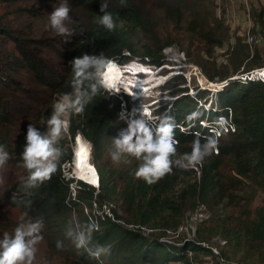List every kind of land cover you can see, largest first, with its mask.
<instances>
[{
    "label": "trees",
    "instance_id": "16d2710c",
    "mask_svg": "<svg viewBox=\"0 0 264 264\" xmlns=\"http://www.w3.org/2000/svg\"><path fill=\"white\" fill-rule=\"evenodd\" d=\"M4 1L20 3V0ZM155 1L66 0L71 8L69 29L72 33L64 49L52 48L45 41L53 44L55 40L47 35L41 37L63 59L65 69L62 64L57 67L47 61L44 48H38L36 40H32L36 47H30L33 31L15 34L8 22L0 20V129H8L16 122L25 125L23 121L29 115L22 120L19 113L29 111L30 124L46 133L54 97L71 94L74 98L71 61L75 57L103 54L107 59L139 60L161 66L163 48L176 45L200 68L207 81L227 82L214 97L220 114L211 113L209 120L216 121L218 115L230 117L235 131L228 130L220 136L218 154H212L202 165H197L199 176L192 168L174 167L171 174L150 185L134 175L141 161L127 154L121 155L119 163L111 159L110 153L116 151L113 140L127 128V123L119 116L120 100L112 103L101 88L82 115L69 113L68 119V137L72 139L79 133L91 142L90 155L97 166L98 190L77 182L79 188L71 199L67 183L61 177L60 165L71 160L70 153L65 155L64 152L50 180L34 188L25 187L28 173L21 153L27 125L6 137L0 136V145L11 154V159L0 168V214L7 215L9 208H18L28 219L26 222L42 219L44 242L62 254L67 264H208L204 259L220 264L219 258L238 264H264V84L259 81L242 84L233 79L264 68L263 53L257 49L251 53L247 44L242 43L244 38L229 33L225 11L213 1L158 0L159 4ZM103 3H107L106 10L116 22L112 31L98 23ZM217 9L218 16L215 15ZM75 14L78 22L73 20ZM154 19L173 22L175 28H166L160 34L152 24ZM18 25L21 26L20 22ZM28 25L27 28L34 29L33 25ZM230 39L233 46L227 50L225 61L217 65L215 49L222 48ZM177 79L184 82L181 77ZM92 82L86 80L82 88L87 90ZM40 87L51 90L52 101L44 98L39 104ZM180 92L185 95V101L176 103L170 116L177 125V153L184 155L191 152L197 133L202 143L210 133L198 124L204 117V110L187 95L185 87ZM203 96L200 92L198 98ZM124 104L128 113L134 109L135 104L127 97ZM192 113L199 114L195 123L187 119ZM158 124H150V127L155 130ZM189 127L195 133L188 132ZM55 146L62 149L61 144ZM259 193L261 204L251 206ZM93 201L110 206L115 203L118 212L115 209L112 212L116 221L144 226L155 232L146 236L118 222L100 221L99 230L91 232L87 247L77 248L75 234L87 230L90 225L83 210H90ZM198 206H204L210 216L199 224L193 241L184 242L178 237L181 241L178 245L160 242L165 231L176 232L185 214L193 213ZM73 213L77 222L73 220ZM216 238L225 242L217 255L206 247L212 246ZM57 242H60L59 247ZM97 249L108 251L95 258L92 253Z\"/></svg>",
    "mask_w": 264,
    "mask_h": 264
},
{
    "label": "clouds",
    "instance_id": "9594fccd",
    "mask_svg": "<svg viewBox=\"0 0 264 264\" xmlns=\"http://www.w3.org/2000/svg\"><path fill=\"white\" fill-rule=\"evenodd\" d=\"M107 7V3L100 4V12L102 15L98 23L105 29L112 31L116 27V22L112 13L106 10ZM70 11L71 8L65 0V2L60 3L59 6L55 7L49 14V25L57 34L63 36L72 33V30L66 26V24L70 23L72 20ZM71 64L73 72L72 83L75 90L74 98L71 94H64L54 103L52 114L46 121L48 127L46 133H42L39 128L32 124H28L27 126L25 145L21 153L23 166L28 173L24 181L25 187L27 188H34L37 184L50 180L57 172L58 163L63 155V150L55 145L65 130H67L68 134V128L70 126V121L64 118L65 115L67 113L82 115L85 107L92 101L93 97L98 94L101 88L123 103L125 109L122 106L120 110L119 115L121 119H125L123 115L124 112L126 114L128 113L124 104L126 97L133 104L139 102L140 105L137 106L140 107L139 115L136 109H133L128 114L125 120L127 128L119 133L118 138H114L113 144L116 151L110 153V155L113 162L116 163L120 162L122 154H127L129 157H134L141 161L134 175L137 179H142L150 185L156 183L165 175L171 174L174 167L186 169L190 166H194L196 169L194 167L192 168L197 171V176H199L197 165H202L204 160L212 154H218L220 136L230 130L229 128L235 131L234 126L230 124V117L226 118L223 115H218L216 121H210L209 116L211 113L207 112L211 110L212 113L217 112L216 114H220L211 96H215L217 93L221 92L220 90L226 87L227 82L211 83L206 80L197 68H192L193 76L201 80L198 81V88L203 93L206 92L207 97L201 101V99L198 98V92L191 98L196 104L199 103L200 106H203L201 107L203 110L206 109L204 110L206 117L199 120L198 124L201 126L202 130H207L210 135L205 137L202 143L200 135L197 133L196 138L192 142L191 152L185 153L182 158H176L177 145L179 143V141L175 139L176 122L170 115H165L163 118L154 116L149 108L157 103V96L148 94V91L160 89L164 86L166 81H159L156 78L159 77L163 70L171 71L169 75L180 74L183 76V73L180 72L182 66L163 65V63L161 66H155L143 63L139 60L122 62L115 59H107L103 54H82L80 57L73 58ZM110 64H112L115 69H118L117 72L121 75L120 84H118V86L115 82L109 83L107 80L103 79V75L110 67ZM196 71L199 72L202 77L199 76ZM152 77L155 79H151ZM161 77H167V75H160V78ZM184 79L187 80L185 77ZM86 80L93 81L88 84L87 90L82 88ZM189 82L190 78H188V83ZM143 89H145V91H142ZM208 94H211L210 98ZM143 101H146V103H143ZM207 104L208 109L205 107ZM198 115V113H192L187 119L195 123ZM156 119L160 122L155 130H153L150 124H156ZM180 129L184 130L182 127H180ZM187 129H189L187 130L188 132L195 133L192 131V128L189 127ZM77 135L82 138V136L77 133L70 139V141L73 140V144ZM81 138L78 137V139ZM82 139L86 141L84 138ZM87 147L89 150L91 149V142H88ZM10 159L11 154L3 145H0V168H3ZM71 159L72 161L70 160V162L73 165L74 152ZM88 160L90 161V159ZM70 162L64 164L69 165ZM64 164L60 165L62 175V165ZM92 167L96 174V186H91L80 178H77L78 181H76V179L65 181L64 178L61 177L64 182L67 183V186L69 182H76L77 186V182H82L98 190L99 179L97 168H95L93 164ZM43 227L42 219L37 218L27 223H19L15 227L12 235L4 234L3 238H0V264H33L37 253L36 245L43 239L41 235ZM93 230H99V225L95 221L90 223L87 230H81L75 234V246L77 248H86L91 240V232ZM68 235L71 236L72 232H69ZM57 246H60V242H57ZM107 251L108 249H97L92 255L95 258H99L101 252Z\"/></svg>",
    "mask_w": 264,
    "mask_h": 264
},
{
    "label": "rangeland",
    "instance_id": "374dc122",
    "mask_svg": "<svg viewBox=\"0 0 264 264\" xmlns=\"http://www.w3.org/2000/svg\"><path fill=\"white\" fill-rule=\"evenodd\" d=\"M210 1H213L218 7H221V9L225 11L226 24L229 27V33L235 34V35H238L244 38L242 43L247 44V46L250 48L251 53H253L255 49L262 52L263 53L262 55L263 63H264V0H210ZM177 2L179 3L180 0H177ZM60 3H62L61 0H20V3L12 4L11 2L0 0V20L4 22H8L13 27L15 34L18 32H22V31L26 33L33 31V33L30 34V40H29L30 47L31 48L36 47L32 43V40H36L38 42L37 47L44 48L45 53L47 55L46 60L52 61L57 67L61 66L62 64V68L65 69V65L63 64V59H60L58 55L55 53L54 49L52 48L53 46H57V47H60L61 49H64L65 43L71 34L63 35V36L59 35L49 25V14L53 11L55 7L59 6ZM155 4H159V1L156 0ZM157 12L159 13V10ZM215 15L216 16L219 15L218 9L215 11ZM77 17H78L77 14L73 16V20L75 22H78V19H76ZM19 22L21 26L18 25ZM152 24L158 29V32L160 34L164 33L166 31V28H169L171 30H174L175 28V24L173 22L167 23L163 19L161 20L154 19L152 21ZM27 25L28 26L33 25L34 29L31 30L30 28H27ZM66 26L70 28V23H67ZM42 35H47L49 36L51 40H55L53 44L51 42L45 41L47 44L52 45V48H50L49 45H47L41 40ZM247 36H253L255 39H257L258 40L257 44L249 45L247 43ZM160 40L161 42H163V39H160ZM232 46H233V41L232 39H230L224 43V46L222 48L215 49V59H216L217 65L225 61L226 52ZM161 54H162L161 62L163 63V65L168 64L172 66H182V69L180 70V72L183 73V76L180 74H176V75L170 74L169 75L171 71L163 70L160 73V75L163 76L166 74L167 77L160 78V75H159V77H156V78H158V80L160 81H164V82L166 81L164 86L160 89H152L148 91V94L157 96L156 98L157 103L155 105H152L149 108L150 111L154 114L155 117L163 118L165 115H170L174 111L176 103L185 101L184 99L186 98L184 97L185 95L180 92L182 88L185 87L187 89V95L190 98L193 97L196 93L198 92L200 93L202 91L198 88L199 87L198 81L200 79L199 78L196 79V77L193 76L194 74L192 71V68H197L201 72L200 68L194 63L190 62L189 61L190 59L186 56V54H184V52H182L179 49L178 46L171 45V46L164 47ZM178 77H181L184 82L181 83V80L177 79ZM184 77L187 80H185ZM188 78H190L189 83H188ZM180 84H184V86H178ZM190 89H193V90H190ZM38 92L40 93V95L36 94V96L38 95L39 97V104H41L44 98H45V101H52L53 95L50 94L51 92L50 89L40 87ZM106 93H107V97L110 98V101L112 103H116V101L119 102V99L117 100V98L111 96L110 93L108 92ZM203 95L204 96L202 97L201 101L207 97L206 96L207 93H203ZM208 96L210 98L211 94H208ZM60 97L62 96H58V97L55 96L52 101V104L54 105V103ZM211 97L213 101L215 102V98H214L215 96L212 95ZM119 103H120V108L122 109V106H123V108L125 109L123 103L122 102H119ZM143 103H146V101H143ZM188 103H190L189 100H188ZM139 105H140L139 102L134 105V109L137 110L138 115H139L140 107H137V106ZM197 107H203V106H200L199 103H197ZM205 107L208 109V104ZM24 110H27V109L25 108ZM207 112L212 113L211 110ZM19 114L22 120H24L27 117V115H29V118L23 121L25 125H21L19 122H16L12 127L8 129H0V136L6 137L10 133L15 132V130H20L21 127L24 128L25 126L30 124L31 113L29 111L27 113L20 112ZM128 114L129 113L127 114L125 112L123 113V115L125 116V119H123L124 121L127 119L126 117L128 116ZM13 117L14 115H12L10 122L12 121ZM204 117H206V114H204ZM64 118L69 119V113H67ZM155 121H156V124L160 122L157 119ZM119 130L121 131L120 128ZM47 131H48V127H47ZM67 135H68L67 130H65L62 133L61 138L58 140L56 144H61L64 154L67 155L68 153H70L71 158H72L74 144H73V140L70 141V138ZM90 154H91V149H90ZM182 157H183V154L177 153L176 158H182ZM90 162L95 166V168L97 167L96 164L92 162L91 155H90ZM192 167L190 166L188 168H192ZM64 172L67 176H72L73 179H76V181H78L76 177L77 175L74 172V167L71 162L69 163V166L67 165L65 166ZM6 182L7 181L5 177L4 184ZM261 200H262L261 193L256 194L254 197V200L251 203V206H259L261 204ZM110 208L115 209V211L118 212V205H116L115 203H113L112 206H110ZM200 208H202V210L205 211V213L210 216V213L207 211V209L204 206H198L197 209L193 213L187 212L185 214V219L183 223L181 224V226L184 228L182 231V234L179 235V237H181V241L184 240V242H188V241H193L195 239V232L199 226V223L195 221H189V219L195 213L199 212ZM27 220L28 219L25 217L24 214L21 213V211L18 208H9L7 210V215L0 214V237L4 236V234H7L9 232L13 233L12 229L15 226H17L19 223H27L26 222ZM73 220L74 222H77L74 213H73ZM187 220L189 221L188 223H186ZM6 229L7 231L3 232ZM43 232L44 231H41V233ZM44 241L45 240L43 237V239L36 245L37 253H36V258L33 261V264H67L64 261V256L60 253H57L54 250L55 248L54 249L49 248V245H48L49 243L44 242ZM172 241H174L176 245L181 244V241H179L177 238H175ZM212 242H213L212 248H217L218 251L225 245L222 243L223 240L219 238L214 239ZM263 255H264V252H263ZM238 256L241 257V253ZM234 259H237V258H234ZM204 260L208 262V264H213V261H210L208 259H204Z\"/></svg>",
    "mask_w": 264,
    "mask_h": 264
},
{
    "label": "built area",
    "instance_id": "2783aa9c",
    "mask_svg": "<svg viewBox=\"0 0 264 264\" xmlns=\"http://www.w3.org/2000/svg\"><path fill=\"white\" fill-rule=\"evenodd\" d=\"M258 40L255 39L253 36H247V43L249 45H252L254 43H257ZM264 68H260V69H254L251 70L247 73H242L240 75L235 76L233 79L240 81L242 84H246L248 82H262L264 84ZM197 72V71H196ZM199 76H201V74L199 72H197ZM202 77V76H201ZM231 131L232 128H229ZM66 164L62 165V172L63 175L62 177L64 178L65 181H69L72 178V176H67L64 172V168H65ZM69 166V165H67ZM196 169V167H194ZM199 175V173H198ZM69 191H70V197L72 199L75 198V193L76 190L78 188L76 182H69ZM84 214L86 215V217L88 218V221L91 223L93 221H95L98 225H100V221H105V220H110L112 222H118L120 224H122L123 226H126L129 229H137L139 230L143 235H149L153 232H155L154 230H150L144 226H133V225H125L123 222L120 221H116L114 218V215L112 213V210L110 208V205L108 204H97L95 201L92 202V208L90 210L84 209ZM209 218V215H207L205 213V211L202 210V208L199 209V212L195 213L193 216L190 217L189 221H195L197 223H201L203 221H206ZM188 220L186 221V223L189 222ZM187 226V225H185ZM183 227L180 226L176 232H172V231H165L164 235L160 237V242L166 244V245H173L176 244L174 241L175 238H178L179 235L182 234L183 231ZM96 231V230H95ZM169 239V240H167ZM223 244H225V242H222ZM203 247L206 246L204 244H201ZM208 249H210L212 251L213 254L217 255L218 254V250L217 248H212V246H206ZM220 264H238L236 262H227L222 258L218 259Z\"/></svg>",
    "mask_w": 264,
    "mask_h": 264
},
{
    "label": "bare ground",
    "instance_id": "6f19581e",
    "mask_svg": "<svg viewBox=\"0 0 264 264\" xmlns=\"http://www.w3.org/2000/svg\"><path fill=\"white\" fill-rule=\"evenodd\" d=\"M117 70L118 69H115L113 65L110 64V67L106 70L105 74L103 75V79L107 80L109 83L115 82L116 85L118 86V84H120L121 75L120 73L117 72ZM151 79H155V78L152 77ZM142 91H145V89H143ZM78 137L81 138L79 135H77L73 146L74 172L77 174V178L84 180L86 183L90 184L91 186H96L97 185L96 174L93 171L92 163L88 160L90 159V150L87 147V142L84 141L82 138L78 139ZM82 148L84 149L83 153H81Z\"/></svg>",
    "mask_w": 264,
    "mask_h": 264
},
{
    "label": "snow or ice",
    "instance_id": "6c2138e0",
    "mask_svg": "<svg viewBox=\"0 0 264 264\" xmlns=\"http://www.w3.org/2000/svg\"><path fill=\"white\" fill-rule=\"evenodd\" d=\"M83 152H84V149L82 148V149H81V153H83Z\"/></svg>",
    "mask_w": 264,
    "mask_h": 264
}]
</instances>
